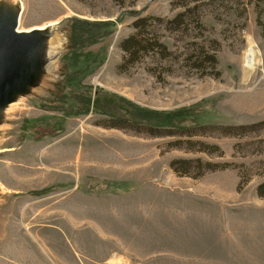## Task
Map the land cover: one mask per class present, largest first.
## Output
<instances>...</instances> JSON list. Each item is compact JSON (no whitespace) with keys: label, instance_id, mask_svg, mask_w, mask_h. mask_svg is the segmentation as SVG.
<instances>
[{"label":"rangeland","instance_id":"374dc122","mask_svg":"<svg viewBox=\"0 0 264 264\" xmlns=\"http://www.w3.org/2000/svg\"><path fill=\"white\" fill-rule=\"evenodd\" d=\"M0 12L20 30L59 21L0 113V264H264L263 1ZM141 30L163 47L124 69L122 43ZM201 52L217 59L207 75L185 66Z\"/></svg>","mask_w":264,"mask_h":264},{"label":"water","instance_id":"95a60500","mask_svg":"<svg viewBox=\"0 0 264 264\" xmlns=\"http://www.w3.org/2000/svg\"><path fill=\"white\" fill-rule=\"evenodd\" d=\"M17 19L0 12V108L26 88L39 69L44 36L40 30L19 32Z\"/></svg>","mask_w":264,"mask_h":264},{"label":"trees","instance_id":"16d2710c","mask_svg":"<svg viewBox=\"0 0 264 264\" xmlns=\"http://www.w3.org/2000/svg\"><path fill=\"white\" fill-rule=\"evenodd\" d=\"M260 1L264 2V0H260ZM184 14L186 15V13H179L176 16V18L173 20L174 23H179L178 27L185 25V22L183 21V17L185 16ZM146 19L144 18L138 19L136 22V27L143 29L147 23ZM157 44L158 46H160V48L163 47V45L159 44L156 40L154 42L151 39V36L148 33H146V31L144 30L138 31V33L133 34L130 37L126 38V40H124V42L122 43V49L126 52V56L122 59L121 67L124 69L129 68L130 66L138 62L140 59H142L145 55H147L151 50L153 51L154 50L153 48L156 47L155 45ZM199 54L200 55L197 58L195 55H188L186 58L185 66L195 69L198 72H203L202 74L207 75V73H205L206 64L217 63L216 56H212V55L204 56V53L202 52ZM209 169H213V168L209 167ZM257 193L258 195L264 197V183L258 186Z\"/></svg>","mask_w":264,"mask_h":264},{"label":"bare ground","instance_id":"6f19581e","mask_svg":"<svg viewBox=\"0 0 264 264\" xmlns=\"http://www.w3.org/2000/svg\"><path fill=\"white\" fill-rule=\"evenodd\" d=\"M17 24H18V26H19V22H18V19H17ZM59 24V21H56V22H52V23H49V24H47V25H45V26H43V27H35V28H31V29H29V30H20L18 27H17V30L19 31V32H30V31H33V30H40V31H42L43 32V34H44V37H45V33H44V31L46 30V28L47 27H52V28H56L57 27V25ZM41 47L43 46V43L40 45ZM255 52H254V50L251 48V47H249V49H248V51H247V55H246V65H247V67H249V68H255ZM3 108L4 107H1L0 108V113L2 112V110H3Z\"/></svg>","mask_w":264,"mask_h":264}]
</instances>
